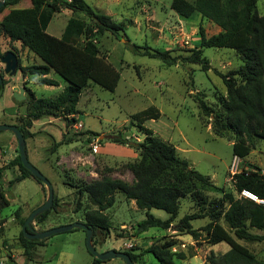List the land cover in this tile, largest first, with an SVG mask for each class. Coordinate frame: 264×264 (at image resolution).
I'll use <instances>...</instances> for the list:
<instances>
[{
    "label": "rangeland",
    "instance_id": "374dc122",
    "mask_svg": "<svg viewBox=\"0 0 264 264\" xmlns=\"http://www.w3.org/2000/svg\"><path fill=\"white\" fill-rule=\"evenodd\" d=\"M85 1L96 12L111 16L114 22L123 24L126 37L119 40L106 32L95 40L101 56L107 58L121 73V80L114 92L96 84L83 90L77 105L78 123L68 125L64 117L53 116H45L33 122L31 136L26 140L27 156L31 164L53 184L58 202L56 210H51L47 221L44 224L34 221L33 228L45 231L84 222V210L91 208V205L84 197L82 211L74 212L76 185L103 177L128 183L134 181L133 174L125 168V164L139 157L135 144L143 142L145 137L137 127L134 115L152 106L160 111L161 117L159 120H149L144 125L155 135L172 143L179 157L189 162L196 171L209 176L215 186L235 192L233 176L229 171L234 156L232 141L215 134L213 118L201 116L196 98L206 100L213 111L218 110L227 92L217 71L227 73L238 69L242 62L237 53L228 48H204L203 56L210 62V70L205 72L201 66L188 63L169 67L158 59L141 56L133 51V45H149L162 51L174 50L173 55L187 56L189 50L198 46L200 26L204 28L207 37L218 34L221 28L201 18L199 14L190 19L181 18L171 9L173 0ZM29 7H32L31 0H22L17 6ZM9 11L6 9L0 15V21ZM257 12L264 15V0H258ZM70 19L79 21L86 20V17L63 9L51 20L48 33L60 38ZM119 34L123 35V31ZM14 50H17L22 66L42 64L39 57L19 43L11 44L7 38H0L2 54L15 53ZM4 68L0 58V71L3 74ZM22 75L20 70L12 77L4 74L7 85L0 99V125L19 126L30 120L29 95L25 94L26 100L18 102L12 93L14 88H28L30 85L35 97L55 98L68 86L54 72L49 77L58 86H41L38 84L39 77L27 76L28 81H25ZM84 131L95 132L99 136H75V141L52 151L54 143ZM115 137H122L130 143L116 144L113 142ZM18 155L15 135L11 131L0 132V225L3 228L0 234V264H92L94 256L88 250L87 233L82 229H73L44 239L43 245H37L32 250V260H27L20 244L22 220L45 203L48 192L45 185L34 177L14 182L21 173L19 167L13 165ZM241 160L242 170L257 167L263 173L264 139L255 138V149ZM219 191L214 190L208 194L221 197ZM196 211L192 199L183 198L174 227L169 230L151 228L138 233L137 224L146 219V211L139 209L134 201H128L124 194L116 193L115 205L105 212L111 222L110 236L104 243L96 242L94 246L100 254L111 250L137 254L139 258L135 264H159L154 254L146 251L147 248L173 239L177 245L171 251L187 255L185 260L176 259V264H207V258L214 253L209 252L210 245L205 240V232H201L199 240H194L190 235L175 230L180 219ZM151 214L164 220L169 217L163 210L153 209ZM206 221L194 220L192 225L202 228ZM243 244L249 249L255 246ZM227 248L228 244L221 243L217 247L213 246L212 250L217 252ZM255 251H260L258 257L264 260V243L256 244ZM191 254L193 257H190ZM103 264L126 262L115 258Z\"/></svg>",
    "mask_w": 264,
    "mask_h": 264
},
{
    "label": "trees",
    "instance_id": "16d2710c",
    "mask_svg": "<svg viewBox=\"0 0 264 264\" xmlns=\"http://www.w3.org/2000/svg\"><path fill=\"white\" fill-rule=\"evenodd\" d=\"M21 1L10 0L0 8V15L10 9L0 21V38H7L11 44L19 43L42 60V64L22 66L17 50H14L24 76L39 77L38 84L41 86H58L55 80L47 77L54 72L68 84L55 98H36L34 92L26 89L30 120L16 126L27 140L31 136L33 122L45 116L64 117L68 125L78 123L77 105L83 90L91 84L115 91L121 73L107 58L101 56L95 40L106 32L119 40L126 37V34L123 24H117L111 16L96 12L85 0H31L32 7L17 8ZM257 3L258 0H173L171 9L181 18L190 19L199 14L201 18L219 26L221 32L207 37L204 28L200 26L198 46L189 50L187 56L173 55L174 50L162 51L149 45H133L135 54L158 59L166 66L188 63L201 66L205 72L210 70V62L203 56L204 48H228L237 53L242 62L238 69L227 73L217 71L227 92L218 110L213 111L208 102L200 97L196 101L201 116L213 118L215 134L228 137L232 141L233 155L241 159L255 149V138L264 139V15L257 12ZM63 9L83 14L86 20L70 19L64 34L58 38L50 35L47 28ZM120 31H123V35L119 34ZM5 54L0 52V58ZM6 85V80H3L0 99ZM160 117V111L154 106L134 115L137 127L145 137L143 142L135 144L139 157L125 164V168L133 174L132 183L103 177L76 185L74 212L82 211L83 198L86 197L91 208L84 210L83 223L92 229L94 245L96 242L104 243L110 236L111 222L105 212L115 205L116 193L124 194L128 201H134L139 209L146 211V219L137 224L138 233L151 228L169 230L174 227L180 214L181 199L190 197L197 211L180 219L175 230L190 235L194 240H199L201 232H205L208 244L225 242L230 246V250L223 255L211 254L207 264H264L257 253L243 244L264 243V235L252 232L264 231V204L240 197L241 192L247 190L264 200V172H260L257 167L243 169L233 177L235 192L218 188L209 176L196 171L189 162L181 159L172 143L155 135L144 125ZM84 135L99 136L95 132L84 131L64 137L63 141L54 143L52 151L75 141V136ZM113 142L119 145L130 143L122 137L113 138ZM13 165L18 166L21 172L15 178V183L34 177L23 166L20 155ZM214 190H220L222 196H209L208 192ZM57 205L55 197L52 208L38 216L35 222L44 224ZM153 209L163 210L169 217L165 220L158 218L151 214ZM203 218H208L209 222L195 229L192 221ZM25 221L22 220V225ZM2 232L0 225V234ZM43 243V240H27L23 232L20 234V244L28 261L33 258L32 250ZM175 245L176 240L171 239L161 245H151L146 251L153 253L159 264H176V259L185 260L187 255L172 252ZM125 253L134 263L137 262L139 255L130 251ZM103 263L95 257L92 262Z\"/></svg>",
    "mask_w": 264,
    "mask_h": 264
},
{
    "label": "water",
    "instance_id": "95a60500",
    "mask_svg": "<svg viewBox=\"0 0 264 264\" xmlns=\"http://www.w3.org/2000/svg\"><path fill=\"white\" fill-rule=\"evenodd\" d=\"M10 0H0V8H3ZM1 63L5 65V74L9 76H14L19 70V61L18 57L13 52H7L2 58ZM3 84V76L0 72V89ZM14 98L18 102H22L26 100L25 96V87L14 88ZM11 131L17 141H18V151L22 161L23 166L32 173V175L40 180L46 187L48 192L47 200L43 205L35 209L26 219L25 223L22 226V232L24 237L27 240H44L49 238L55 234L64 233L71 231L73 229H82L87 233V247L90 253L97 259L101 261H107L110 259L120 258L123 259L126 264H135L130 256L125 252H119L115 250L108 251L106 253L100 254L97 252L94 243H93V231L83 222H75L69 225L60 226L52 229H48L45 231H37L33 228V222L36 220L38 216L43 214L44 212L50 210L54 204V187L53 184L36 168L34 167L28 159L27 151H26V139L19 130V128L15 125H0V132Z\"/></svg>",
    "mask_w": 264,
    "mask_h": 264
},
{
    "label": "built area",
    "instance_id": "2783aa9c",
    "mask_svg": "<svg viewBox=\"0 0 264 264\" xmlns=\"http://www.w3.org/2000/svg\"><path fill=\"white\" fill-rule=\"evenodd\" d=\"M185 44H187V42H185ZM81 127V126H80ZM241 158L239 156L234 155L233 159L230 163V167H229V171L230 174L234 177L236 174H239L242 169H241ZM232 177V179H233ZM240 197H244V198H248L254 202L260 203V204H264V200L259 199L255 194L244 190L241 192Z\"/></svg>",
    "mask_w": 264,
    "mask_h": 264
},
{
    "label": "crops",
    "instance_id": "0c3cea01",
    "mask_svg": "<svg viewBox=\"0 0 264 264\" xmlns=\"http://www.w3.org/2000/svg\"><path fill=\"white\" fill-rule=\"evenodd\" d=\"M60 14V13H59ZM50 25V24H49ZM48 28H49V26H48ZM48 28H47V32H48ZM61 37H62V33H61ZM60 37V38H61ZM47 77H49V75L47 76ZM50 78V77H49ZM32 90V89H31ZM33 91V90H32ZM36 96V95H35ZM79 125L81 126V128L83 129V125L82 124H80L79 123ZM214 183V182H213ZM204 220H207L204 224H207L208 222H209V220H208V218H203ZM199 220V219H198ZM202 220V219H201ZM193 222V221H192ZM203 224V225H204ZM193 226V225H192ZM194 227V226H193ZM199 227L200 226H198V227H194L195 229H199ZM252 232L253 233H258V234H260V235H264V233H262V231H254V230H252ZM221 243H225V242H221ZM221 243H218V244H216V245H210V244H208V245H210L209 247H210V249H209V252H212V253H214L215 255H223V254H225L226 252H228L229 250H230V246H229V248H227V249H224L223 251H217V252H215V251H213L212 250V248H213V246H219ZM227 244V243H226ZM255 247H256V244H255V246H252V247H250V249L252 250V251H254L255 253H261L260 251H255ZM259 258V257H258ZM262 261H264V260H262Z\"/></svg>",
    "mask_w": 264,
    "mask_h": 264
},
{
    "label": "flooded vegetation",
    "instance_id": "af4514ba",
    "mask_svg": "<svg viewBox=\"0 0 264 264\" xmlns=\"http://www.w3.org/2000/svg\"><path fill=\"white\" fill-rule=\"evenodd\" d=\"M4 70H5V68H4ZM19 70H20V68H19ZM18 70V71H19ZM1 72V71H0ZM1 74H2V76H3V80H5V77H4V74H5V72H4V74L1 72ZM17 74V73H16ZM15 74V75H16ZM7 75V74H6ZM24 78H25V81H28V79H27V76H24V75H22ZM11 77V76H10ZM26 89H27V87L25 88V94H28V92L26 91ZM28 89H30L31 90V87H30V85H29V87H28ZM32 91V90H31ZM33 92V91H32ZM12 93H14V91L12 92ZM35 94V93H34ZM27 97V96H26ZM37 98V97H36Z\"/></svg>",
    "mask_w": 264,
    "mask_h": 264
}]
</instances>
